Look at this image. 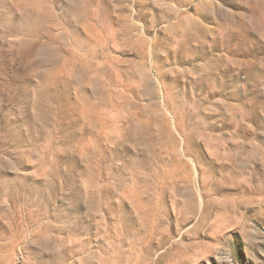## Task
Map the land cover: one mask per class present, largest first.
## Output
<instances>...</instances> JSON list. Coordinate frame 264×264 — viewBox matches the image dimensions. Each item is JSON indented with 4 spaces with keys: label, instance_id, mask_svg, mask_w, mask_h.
Instances as JSON below:
<instances>
[{
    "label": "rangeland",
    "instance_id": "1",
    "mask_svg": "<svg viewBox=\"0 0 264 264\" xmlns=\"http://www.w3.org/2000/svg\"><path fill=\"white\" fill-rule=\"evenodd\" d=\"M0 264H264V0H0Z\"/></svg>",
    "mask_w": 264,
    "mask_h": 264
}]
</instances>
